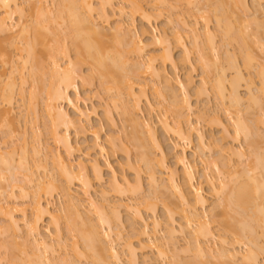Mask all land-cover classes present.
<instances>
[{"label":"bare ground","instance_id":"1","mask_svg":"<svg viewBox=\"0 0 264 264\" xmlns=\"http://www.w3.org/2000/svg\"><path fill=\"white\" fill-rule=\"evenodd\" d=\"M119 1L0 0V213L4 217V221L0 219L3 221V223L0 221L1 241L4 242L0 241V248L3 247L5 250L7 247L11 248V250L7 249V252L4 251V255L8 253V258L3 254H0V258L11 260V262L7 260L9 264H80L79 260L83 258L81 256L84 258L86 256L87 259H89L88 257L92 259V262L90 261L92 264H122L121 251L119 252L117 246L123 236L120 230L121 210L125 209L133 210L134 215L142 222L140 228L137 226L135 228L132 225L133 235L124 243L127 248L123 243L121 244L127 250L128 261L127 259L126 261L130 264L138 263L136 257L139 249L144 250L152 245L160 258L162 256L167 258L168 255L172 257L170 259V256L168 257L170 260L168 264H262L264 258L259 261L260 254L257 255V252L263 251L262 246L264 245L260 246L262 242L260 241V244L258 242L260 237L257 236V227L261 228L260 231L264 234V146L259 145L264 141V135L262 136L263 140L261 136L259 138L258 129L255 130L254 126L252 125V127L248 123L251 121V117L246 120L245 115L248 116L252 113L251 108L255 104V108L262 104L261 107H258L260 110L264 109V60L260 59L261 61L256 62L259 65L256 66L259 70H255H258L256 74L257 76L259 74L260 81L258 82L261 86L256 87L257 94H255L252 90L255 87L251 88L254 80L250 78L253 77V72L250 71L256 64L252 65L254 59L252 60V55L246 53L250 52L249 50L245 51L247 47H242L245 57L243 68L246 67L249 70L247 72L252 75H248L250 81L246 78L249 105L242 108L246 99L239 91L241 82L239 79L243 80L245 77L242 65L236 61L237 58H235L236 62L234 61V55L230 58L227 48V55H223V57L225 56L226 59L229 57V61L225 60L228 62L227 65L233 62L231 67H234L235 75H232V81L228 79L231 81L228 83L229 87L226 86L227 69L224 65H227L221 62L222 56L219 54L221 44L219 46L218 42H215L214 32L216 31L209 25L213 19L212 14H214V21L221 31L218 30V27L215 28L222 32L221 36L225 38L226 44L235 40L240 42V39H242L241 42H245L244 35L248 37L249 31H244L243 28L250 29L252 19L254 22H260L257 25L252 21L255 24V29L251 33L254 34V38L256 37L254 43L264 53V19L258 21L254 17L256 14V16L262 14L264 18L262 13L264 7L261 6V0L253 1L255 4L257 3L256 5L252 4L257 9H255L256 7L251 8L252 2L250 3L249 0H216V2L215 0H203L204 2L197 0L199 4L202 1L201 6L198 2L193 6L194 0H185L189 1V3L184 1L187 6L192 4L189 8L194 9L197 6V12L203 10L204 13V10H207L204 16L201 13L203 17L200 14L206 22L203 27H198L196 19L194 20L196 22L182 20L181 25H178L182 28L175 27L174 29L178 30L171 33L174 36L169 33L167 35V30H162L164 33L157 32L149 35L147 26H153L154 16L161 15L164 6L167 5L171 9L177 8V3L181 0H152L150 7L145 6L141 0ZM210 6L209 10L212 11V14L211 11H208ZM160 7L162 8L160 9ZM261 8L262 11H260ZM253 10H257L259 13L254 11L255 13L252 15L251 11ZM229 14L234 16L232 19L238 20H235L236 22L245 23V25L240 23L242 25L238 28L243 30L237 32L238 26L235 27L234 23L236 22L230 19L231 15L229 17ZM113 16H117L115 24L113 23L114 25L112 24L109 29H111L112 37L116 39V42H120V38L124 41L123 38H125L128 43V51L125 47L126 54L125 49H111L107 45L93 41V35H101L105 29L97 19H104L108 25ZM247 17H251L249 18L251 20ZM137 18L142 20L143 25L141 29L134 31L132 26L135 25ZM248 21L249 23H247ZM182 30L190 32L192 49H195L198 55L196 61H200L204 73H207L206 70L211 71L212 66L216 69L213 68L214 71H217L215 72L216 78L212 80L214 83L211 84L213 89L217 90L216 94L218 93L219 99L221 98L219 100L221 103L216 111L211 112L212 118L208 116L210 118L208 121L218 123L222 128V136L217 143L206 140L205 134L197 126L198 122L195 124L191 119L193 104L189 100L188 94L189 88L194 82L191 70L195 68V64L191 59L193 57L190 56L191 46L189 47V43H186ZM70 35L80 40L76 44L74 54L65 43ZM249 35L251 34L249 33ZM221 43L222 46L225 45L223 42ZM175 45L182 49L180 57L174 55ZM147 48L155 49L154 53H147ZM250 54L252 53L250 52ZM130 55H133L134 58L132 56V59ZM261 55L264 57V54ZM225 61L224 63H226ZM179 67L190 71L183 77L173 75L172 73ZM85 68L88 73H85ZM95 75L101 77V85L108 94V100L104 104L103 120L92 124L91 115L94 113V109L84 108L77 104L72 96V91L79 93L80 85L90 83ZM144 77L153 82L151 85L153 94L159 99L162 98L161 102L166 101L165 97L167 98L168 95L170 101L166 102H170L171 107L164 110L157 107V104H161V102L160 100L157 103L152 101L148 94L150 82L144 80ZM29 80H32L31 86L35 89L45 91L43 111L47 120L44 124L48 128V134H51V137L64 148L65 153L71 155L78 147V144H74L70 139L71 130L92 134L93 141L88 147L91 150L88 153V159H78L75 163L76 160L68 159L60 149L53 152L50 150L49 143L42 141L40 126L35 127L41 116L37 102L33 101L37 93L33 90L29 100L24 99L27 91L26 84ZM208 80L206 76L202 77V84L195 87L196 91L194 89L195 94L200 96L204 93L208 94ZM176 86L183 91L182 98H179L180 96L175 90L178 88ZM208 89L210 88L208 87ZM227 89L228 91H226ZM258 91L261 92V95ZM18 94L20 97L17 98ZM227 98L230 102L227 101ZM19 100H23L24 103L18 104L21 111L15 112V107H17L15 104ZM64 102L72 106L74 113H70L63 106ZM227 102L230 105H227ZM255 108L253 107V111ZM156 109L159 112V124L163 131L174 135L175 141L172 142V150L175 153V160L173 165L167 161L168 154L164 148V142L159 136L156 123L153 120L152 113ZM113 110L119 111L123 115L124 121L128 122L130 129L128 128V131L126 129V136L129 139L127 142L132 143L137 151L138 159L136 160L139 164L135 162L136 160L134 161L136 164L131 163L133 160L130 162L129 159L127 162L128 167L135 171V183L126 175L119 176L108 159L104 162L101 161V157L107 154L108 149L115 150L118 145L125 152H129L127 143H124L125 145H122L121 142L118 143L117 137L113 133L106 135L105 141L100 140L103 124L115 125ZM145 111H148V114L144 116ZM219 111L223 112L224 119L221 118L223 115L219 114ZM168 112L175 116V119L170 120ZM254 113L257 115L258 112ZM254 113H252L253 116ZM262 113L264 112L262 111ZM262 113L260 112V115ZM260 115L254 116L255 118L252 116L254 118L252 119L258 121ZM203 116H206L205 112H201L198 117L202 120ZM226 118V121L231 122L234 126L232 132L225 122ZM249 119L250 121H248ZM261 120L258 123H264V116ZM29 124L33 126L31 134L28 131ZM194 133L199 142V158L205 165L210 163L208 160L210 156H207L206 153L207 149L212 145H217V155H214L210 164L216 167L215 170L218 173L206 175V181L214 193L213 197L215 194L218 195L217 199L215 197L217 201L214 199L215 203H209L208 196L203 193L202 186L194 183L193 170L187 160L185 148L180 144V142L190 140ZM229 138L235 142L240 141L241 145L243 141H246L248 150L251 152H249L250 155L243 150V145L230 144L227 141ZM242 139L243 141H241ZM50 162L59 171L57 175L59 173L60 178L51 175V170L48 169ZM140 162L144 164V167ZM34 167L43 170L44 175H36ZM52 167L54 168V166ZM105 167L111 173V190L121 194L120 196L130 193L132 197L139 196L145 190L142 191V175H140L144 168L152 191L149 189L147 197L144 193L136 205L142 203L140 207L144 206V210L150 213L156 211L158 201H163L161 205L163 204L162 208L166 218L164 228H160L161 220L155 216L156 212L148 215L152 218L153 228H150V222L142 212L143 208L140 209L133 204L134 202L121 200L114 204L109 201L97 204L91 194V189L94 180L99 182L104 180ZM219 174H221V178L224 174L226 175L223 176L224 179L227 176L230 179L228 177V180L221 179ZM239 178L242 180L238 181ZM74 182H77L85 193L83 200L89 205L88 214H91L90 216L87 213L85 215V210L81 209L83 200L71 192L69 184ZM56 190H59L61 196L64 197L65 205L55 211L52 208L51 199L54 196L53 191ZM220 193L224 195L221 196ZM103 195H106V190L103 191ZM172 197H176V200ZM155 200H157V204ZM214 211L217 212V216L218 213L222 216V220L220 218L221 226L224 225L222 228L227 235L232 234L230 235L232 241L226 238V234L217 235L213 231L214 229L210 226V215ZM92 212H95L93 214H95L96 220L91 217ZM62 217L67 220L68 229L72 230L69 231L75 232L73 237L75 239L72 238L71 242L72 252H74L72 254L74 257L70 256L71 260L66 256L69 255L68 251L63 254L66 250H62L67 246H65V236L61 230ZM117 222L120 224L118 225ZM180 232H186L191 239H187L188 244L186 243L185 248L190 252L191 248L194 249V255H191L192 259L187 257L188 259L184 260L182 257L183 260H180L181 252L179 253L178 250L180 247L177 248L176 239H174ZM259 234L261 235V233ZM76 236L83 242V248L80 247V241ZM133 237L136 239L133 240ZM216 237L220 238L221 245L219 247H213L209 242L212 239L214 241ZM8 239L10 241L7 244ZM243 239L249 240V242L244 240L245 249L238 247ZM16 244L21 247L14 248L17 247ZM190 244L192 245L190 246ZM254 247L259 250L256 251ZM181 249L183 250V248ZM17 251L19 253L21 251L20 255L16 254ZM260 253L262 252L260 251ZM9 256L13 259H10ZM162 264H164L163 261Z\"/></svg>","mask_w":264,"mask_h":264},{"label":"rangeland","instance_id":"2","mask_svg":"<svg viewBox=\"0 0 264 264\" xmlns=\"http://www.w3.org/2000/svg\"><path fill=\"white\" fill-rule=\"evenodd\" d=\"M24 1V0H23ZM117 2L119 1V0H116ZM185 0H181L180 2H178L177 3V8H168V6L166 5V6H164V7H167V8H164L163 6V8L162 7H160V9L162 8V10L163 11H161L162 13H161V15H159V16H154V18H153V26H150V25H148L147 26V29H148V34L149 35H153L154 33H157V32H160V33H164V32H162V30H167V35H173V34H171V33H174L175 32V30H178V29H181L182 27L181 26H179L178 27V25L180 24L181 25V23H182V20H187L188 22H198V24L197 25H199L198 27H203L204 25H205V22L206 21H204L205 20V18L203 19L202 17L205 15V11H207V10H204V13L202 12V11H199V12H197L196 11V8H197V10H198V7L197 6H195L196 8H189L190 7V5L192 6V4H190V5H188L187 6V4H185V2H188L189 3V1H185ZM195 2H193V6H194V3L196 4V2H198L197 0H194ZM203 1V0H202ZM202 1H200V4L202 3ZM250 1V3H251V5L253 4H255L253 1L254 0H249ZM259 1V0H258ZM263 1L264 0H261L260 1V3H262L261 4V6L262 7H264V3H263ZM120 2V1H119ZM141 2L145 5V6H147V7H150L151 5H152V0H141ZM174 2V1H173ZM204 2V1H203ZM215 2H216V0H215ZM198 4H199V2H198ZM199 4V5H200ZM257 4V3H256ZM255 4V5H256ZM197 5V4H196ZM253 5H252V9L253 8H255L256 6H254L253 7ZM188 7V9H190V10H188L187 9V7ZM201 6V5H200ZM199 6V7H200ZM258 6V5H257ZM214 7V6H213ZM259 7V6H258ZM201 8V7H200ZM187 9V10H186ZM209 9H211V6L208 8V11H211V10H209ZM255 9H257V7L255 8ZM264 9V8H263ZM183 10V11H182ZM199 10H201V9H199ZM213 10V9H212ZM255 10H253V11H251V14H252V12H253V14L252 15H254V13L257 11H255ZM260 11H262V8L260 9ZM183 12V13H182ZM203 14V16H202V14ZM206 13H208V12H206ZM211 14H212V11L210 12ZM214 13V12H213ZM256 13H259V11H257ZM263 14H264V10H263V12H262ZM200 14H201V16H200ZM209 14V13H208ZM207 14V15H208ZM206 15V16H207ZM210 15V14H209ZM214 14H212V20L209 22V25H210V27H212L211 29H213L214 31H216V32H214L215 33V35H216V37H215V42H218V45L220 46V44H221V47H219V54H220V56H222L221 57V59L223 60V58H224V60L222 61L221 60V62H223V64H226L227 65V61H225V60H228L229 59V57H227L228 59H226V57L224 56L223 57V55H227V53H226V49L228 48V50H229V56H230V58L234 55V61H235V58H237L236 59V61L237 62H239L238 64L239 65H242L241 66V68H243V62H244V50H243V52H242V47H247V49H245V51L246 50H249L252 54H250V52H246L248 55H252L251 56V58H252V60H253V64L252 65H255L253 68H251L252 70L250 71V72H253L252 74H253V77H250L251 79L253 78V80H254V84L253 85H251V88L252 87H255V88H252V90H253V92H255V94H257V90H255L256 89V87L258 88V87H260L261 85H260V82H258V81H260L259 79V74H258V76H257V74L256 73H258V70H259V68L258 67H256L257 65H258V63H256V62H258L260 59L263 61L264 60V57H263V55H261V54H264V53H262L263 51H261V49L258 47V45H256L255 43H254V39L256 38H254V34L252 35V33L251 32H253V29H255L254 27H255V24H253L252 23V21L254 22V20L252 19V21H250V24L252 25H250V29L247 27V28H243V29H245L244 31H246L247 30V32H248V37L246 36V35H244V37H245V42H241V40L242 39H240V42H236V40L235 41H232V42H227L228 43V45H227V43L225 44V38L223 37V36H221V35H223L222 34V32H219V31H221L220 29H219V27L217 26V24L215 23V21H214V19H215V17L213 16ZM230 15H231V17H230ZM252 15H250V16H252ZM257 15V14H256ZM254 16L256 19L255 20H263L264 18L262 17V14H258V16ZM211 16V15H210ZM117 16H113V17H111V21L109 22V24L107 25L106 23V21L104 20V19H100V18H98L97 20H98V22L100 23V25L101 26H103V27H105V29H104V33L103 34H101V35H93V41H95V42H97V43H102V44H104V45H107V46H109L111 49H114V48H118V49H121V50H123V49H125V47H126V49H127V51H128V43L125 41V38H123L124 39V41L120 38V40L122 41V43H121V41L120 42H116L115 40L116 39H114L113 37H112V34H111V29H109V27L111 28V26H112V24L114 23L115 24V18H116ZM229 17H230V19L231 20H233L234 22H236V21H238V20H236V19H232V18H234V16L232 17V14H229ZM262 17V18H261ZM172 19V20H170V19ZM248 18V17H247ZM249 18H251V17H249ZM248 18V19H249ZM252 18H253V16H252ZM196 19V21H194ZM198 19V20H197ZM169 20V21H168ZM236 20V21H235ZM249 20H251V19H249ZM170 21H172L171 23H170ZM241 21V20H240ZM204 22V23H203ZM256 22V21H255ZM254 22V23H255ZM233 23V22H232ZM240 23H242V24H244L245 25V23H243V22H240ZM240 23H238V22H236V23H234V25H235V27H236V25L238 26L237 27V29L238 28H240V26L242 25V24H240ZM247 23H249V21L247 22ZM246 23V24H247ZM257 23V25H259V23L260 22H256ZM103 24V25H102ZM113 24V25H114ZM142 25H143V23H142V20L140 19V18H137V19H135V25H133L132 26V29L135 31V30H139V29H141L142 28ZM212 25V26H211ZM154 26H155V28H154ZM247 26V25H246ZM175 27H178V29L176 28V29H174ZM181 27V28H180ZM215 27H218V30H217V28H215ZM245 27V26H244ZM257 27V26H256ZM235 29V28H234ZM243 29H241V30H243ZM132 30V31H133ZM202 30V29H201ZM240 29H238V31L235 29V31H237V32H239V31H241ZM257 30V29H256ZM256 30H254V32H256ZM184 30H182V33H183V36H184V38H185V41H186V43L188 44L189 43V47H190V49L192 50L191 51V54H190V56L191 57H193V58H191V59H193L192 61L194 62V64H195V68H193L192 70H191V77L193 78V84H191V86H190V88H189V94H188V98H189V100L192 102V104H193V112H192V114H191V119L193 120V122L196 124L197 122V126H199V128H201V130L203 131V133L205 134V136H206V140H211V141H214V142H218L220 139H221V136H222V128H221V126L218 124V123H214V122H210V120L208 121V119H210L208 116H212L213 114L211 113V112H213L214 110L216 111V109L217 108H219V104L221 103V102H219V100H221V98L219 99V95H218V93L216 94V91L213 89V83H214V81H212L213 80V78L215 79L216 78V76H215V72H217V71H214V67L212 66L211 68V71L209 70H206L207 71V73L205 72L204 73V71H203V67H202V64L200 63V61L198 60V61H196V59H198V55H197V51H195V49L193 50L192 49V45H191V43H192V39H191V37H190V32L189 31H184ZM202 32H203V30H202ZM243 32V31H242ZM241 32V33H242ZM169 33V34H168ZM240 33V34H241ZM249 33L251 34V35H249ZM243 35V34H242ZM174 36V35H173ZM173 36H170V37H173ZM223 37V38H222ZM183 38V39H184ZM223 39V41H222V39ZM128 39V38H127ZM74 41V42H73ZM80 40L79 39H75V38H73L71 35L69 36V37H67V39H66V41H65V43H66V45H67V47H69L70 48V50L72 51V53L74 54V49H75V47H76V44L79 42ZM127 41H129V40H127ZM220 41V42H219ZM229 41V40H228ZM246 41H247V44H245L246 43ZM73 42V43H72ZM221 42H223V44H225V45H223L222 46V43ZM230 43V44H229ZM240 43H241V45H240ZM126 45V46H125ZM247 45V46H246ZM193 48H194V46H193ZM126 49L124 50V52L126 51ZM228 50H227V52H228ZM147 53H151V54H153L154 53V51H155V49H153V48H147ZM127 52H125V54H126ZM225 53V54H224ZM182 54V49H181V47L180 46H174V55L176 56V57H180V55ZM247 54H245L246 56H247ZM254 54V55H253ZM261 56H260V55ZM236 55V56H235ZM131 56V58H132V56L133 55H130ZM214 56V55H213ZM255 58H254V57ZM197 57V58H196ZM263 57V58H262ZM133 58H134V56H133ZM132 58V59H133ZM136 59V58H135ZM260 60V61H261ZM133 61V60H132ZM224 61L226 62V63H224ZM229 61V60H228ZM235 61V62H236ZM230 62H231V60H230ZM234 62V63H235ZM264 62V61H263ZM233 63V62H232ZM232 63H230V64H228V65H230V66H225L224 65V67H226L225 69H227V71H226V81H225V83H227L226 84V86H228L229 87V85L230 84H228L229 82H231L232 80H231V78L233 77L232 75L234 74L235 75V71H234V67L232 68L231 67V65H232ZM233 66V65H232ZM259 66V65H258ZM214 68V69H213ZM86 69V71H85V73H88V71H87V68H85ZM255 69H258V70H255ZM216 70V69H215ZM243 70V73H245L244 75H245V77H244V75H243V80H242V78H240L239 80L241 81L239 84V91L242 93L241 95H243V98L245 99V97H246V99H247V97H248V93H249V91H248V87H247V82L248 81H250L251 79L249 78V76H252V75H250L251 73H248L249 72V70L245 67V68H243L242 69ZM190 70H188V69H186V68H183V67H179L178 68V70H176L175 72H173L172 74L173 75H180L181 77H183L184 75H185V73H187V72H189ZM248 71V72H247ZM234 72V73H233ZM248 73V74H247ZM247 75V76H246ZM249 75V76H248ZM206 76V78H207V80L209 79V80H211V81H209L208 80V85L206 84V87L208 86L210 89H208V87H207V90H209L208 91V94L207 93H204L203 95H198V94H195V91H196V89H195V87L197 86L198 87V85L199 84H202L201 83V79H202V77H205ZM215 76V77H214ZM229 76V77H228ZM235 77V76H234ZM246 78H247V80H248V78L250 79V80H246ZM228 79H230L231 81H229ZM144 80H148V82H150V80L148 79V78H146V77H144ZM239 80H238V82H239ZM237 82V83H238ZM210 83V84H209ZM212 83V84H211ZM33 84V82H32V80H29L28 81V83L26 84V88H27V91H26V93H25V97H24V99H27V100H29V98H30V96L32 95V91L34 90L37 94H36V98H35V100H33L34 102L36 101L37 102V108H39L40 109V114H41V116H40V118H39V120H38V122H36L37 123V125L35 126V124H32V125H34L35 127H38V126H40V129H41V137H42V141H44V142H47V143H49L48 145H49V147H50V150H53V152H54V150H56V149H60V151L68 158V159H74V160H76V162L75 163H77V160L78 159H84V160H86V159H88L89 158V156H88V153L91 151L88 147L92 144V141H93V136H92V134L90 133V132H87V133H79V132H76V131H74V130H71L70 131V139L72 140V142L74 143V144H78V147L74 150V152H73V154H71V155H68L67 153H65V151H64V148L61 146V145H59L52 137H51V134L49 135L48 133H49V131H48V128H47V126L44 124V122L47 120V117H46V115H45V112L43 111V109H44V101H45V96H46V94H45V91L44 90H42V89H35V87H33V86H31ZM153 84V82H150V84L148 85L149 87H148V94L150 95V98L152 99V101H154L155 103H157V101H159L160 100V102H161V100H163L162 98L161 99H159V98H157L154 94H153V90H152V88H151V85ZM249 84V83H248ZM200 86V85H199ZM211 86V87H210ZM176 87H178V86H176ZM180 87H178V88H175V90H176V92H177V94H179L178 96H180L179 98H182L183 97V95H184V93H182L183 91H181L180 89H179ZM213 90H212V89ZM194 89H195V91H194ZM229 89V88H228ZM228 89L226 90V91H228ZM179 92V93H178ZM258 93L260 94L261 92H259L258 91ZM205 94H207V95H205ZM228 94V93H227ZM258 94V95H259ZM198 95V96H197ZM261 95V94H260ZM72 96H73V98H74V100H75V102L77 103V104H79L80 106H82V107H84V108H93L94 109V113L91 115V123L92 124H97L99 121H102L103 120V118H102V116H103V109H104V104H105V102H107V100H108V94H107V92L104 90V88H103V86L101 85V77L100 76H98V75H95V77H94V79H93V81H91L90 83H86V84H84V85H80V88H79V93H74L73 91H72ZM200 96V97H199ZM245 96V97H244ZM18 97H20V94H18L17 95V98ZM185 97V96H184ZM228 99V98H227ZM244 100V104H242V105H244V107L242 106V108H245L247 105H249V102H247V101H249L248 99L247 100ZM165 100L166 101H168L169 100V98H168V95H167V98L165 97ZM166 101H162L161 102V104H157V107L158 108H161V110H164L165 108H168L170 105V102L168 103V102H166ZM170 101V100H169ZM227 101H229V99L227 100ZM164 102V103H163ZM230 102V101H229ZM229 102H227V105H230V103ZM21 103H24V101L23 100H19L16 104H15V106H17V107H15V109L16 110H14L15 112H20L21 111V108H19L18 107V104H21ZM163 103V104H162ZM161 105V106H160ZM246 105V106H245ZM256 105V104H255ZM253 106L254 108L256 107V106ZM262 105V104H261ZM261 105L259 106V105H257V108H255V109H257V110H255L254 109V111H253V107L251 108L252 109V113H254L255 111H256V113H257V115H255V113H254V116H258V115H260V112L262 113V111L264 112V109H262L261 108V110H260V108L259 107H261ZM63 106L70 112V113H74V109L72 108V106L71 105H69L68 103H63ZM259 106V107H258ZM171 107V106H170ZM264 107V106H263ZM18 108V109H17ZM157 108V109H158ZM259 108V109H258ZM154 110L153 111V113H152V115H153V120L155 121V123H156V126H157V131H158V134H159V136L162 138V140H163V142H164V148H165V150H166V152H167V154H168V156H167V161L171 164L172 163V165L174 164V160H175V158H174V150H172V142L173 141H175L174 140V135H171V134H168V133H165L164 131H163V129L161 128V126H160V124H159V119H160V116H159V112H158V110ZM20 110V111H19ZM201 112H205L206 113V116L204 117H202V120H200L199 119V114L201 113ZM252 113H250V114H248V116H247V114L245 115V118H246V120H247V118L248 117H251L250 119H251V121H250V119L248 120V121H250V122H248V123H250V125L252 126H254V129L255 130H257L259 133H260V135H259V138H260V136H261V138H262V136L264 135V123H262V122H260V123H258V121L259 120H261V119H263V116H264V113H262L261 115H260V117H259V120L257 121V119H255V120H253L255 117L253 116V114ZM113 114H114V118H115V120H116V122H115V125L114 126H108L107 124H103V128H102V130H101V137H100V140H102V141H105L106 140V135H108V134H114L116 137H117V141H118V143L119 142H121L122 143V145L125 143H127V147H129L128 149V153L127 152H125L123 149H122V147L120 146L119 147V145H118V148L117 147H115L116 149L115 150H112V149H108V151H107V154H105V156H102L101 157V161L102 162H104L106 159H108L110 162H111V164L113 165V167H114V169L116 170V172H117V174L119 175V176H122V175H126L127 176V178H129L131 181H133L134 182V180L136 179V174H135V171H134V169H132V168H129L128 167V165H127V162H128V159L130 160V162H131V160H133L131 163H133L136 159H138V155L136 156V149H135V147H134V145L132 144V143H130V142H127V134H126V132L128 131V128H129V126H128V122L126 123L125 121H124V117H123V115L122 114H120L119 113V111H116V110H113ZM148 114V111H145V114H144V116L145 115H147ZM210 114V115H209ZM212 114V115H211ZM219 114H221V115H223V112L221 111H219ZM220 115V116H221ZM168 116H169V119L170 120H173V119H175L174 117L175 116H173L170 112H168ZM247 116V117H246ZM254 118H253V117ZM198 117V118H197ZM207 117V118H206ZM226 117V116H225ZM212 118V117H211ZM222 119H224V115L221 117ZM253 118V119H252ZM205 119H207V120H205ZM199 120V121H198ZM227 120V118L225 119V122L228 124V126H229V130L232 132L233 131V128H234V126L231 124V122H227L226 121ZM254 121H256V122H254ZM262 121V120H261ZM264 122V121H263ZM252 123V124H251ZM29 126V129H28V131H29V133L30 132H32V128H33V126H31V124H29L28 125ZM31 126V127H30ZM252 126V127H253ZM257 128V129H256ZM126 129H127V131H126ZM130 129V128H129ZM31 134V133H30ZM263 138H264V136H263ZM263 138H262V140H263ZM244 139V138H243ZM243 139L241 140V141H243ZM257 140H258V138H256ZM129 140V139H128ZM226 141V140H225ZM227 141L228 142H230V144L232 143V144H235V146H240L241 145V142L240 141H232V138H229V140L227 139ZM246 141H243L242 142V145H243V150L244 151H246V153H248L249 154V152H250V150H248L249 149V147L247 146V143H245ZM258 142V141H257ZM259 142H260V140H259ZM258 142V143H259ZM18 143L20 144V142L18 141ZM129 143V144H128ZM124 144V145H125ZM132 144V145H131ZM180 144L185 148V154H186V157H187V160H188V162H189V164L191 165V168H192V170H193V173H194V183L195 184H200L201 186H202V188H203V193L204 194H206V196H208V199H209V203H211V202H214L215 203V201H214V199H215V197L216 196H218V195H216L215 194V197H213L214 196V193H213V191H211L212 189L210 188V185L207 183V181H206V175H209V174H211V175H215V174H217L218 173V171L216 172V170H215V168L216 167H213L212 166V164H210L211 163V159H213L214 158V155H217V145H212L210 148H211V150H210V148H208L207 149V151H206V153H207V156H210V158L208 159L209 160V162L210 163H208L207 165H205L204 163H202V161H201V159L199 158V155H200V151H199V142H198V139H197V135L194 133V134H192V136L190 137V140H188V141H186V142H180ZM240 144V145H239ZM241 145V146H242ZM259 145H261V146H264V141H262V143L261 144H259ZM258 146V145H257ZM260 146V148H262ZM125 147V146H124ZM259 147V146H258ZM198 151H199V153H198ZM263 151H264V149H263ZM251 153V152H250ZM31 154H33V153H31ZM250 155V154H249ZM32 156V155H31ZM51 156V155H50ZM216 158H217V156H216ZM30 159H32V157H30ZM136 163H138L137 162V160L135 161ZM133 163V164H136V163ZM213 163V162H212ZM139 164V163H138ZM140 164L142 165V167H144V164L142 163V162H140ZM52 166H54V168L52 167ZM53 168V169H52ZM48 169H49V171L52 173L51 175H56L55 177H59L60 178V176H59V173H58V175H57V172H59L58 170H57V168L55 167V165H53L51 162H50V164H48ZM34 170H35V173H36V175L37 174H39V175H44V173H43V170H40V169H37V168H35L34 167ZM55 170V171H54ZM143 171V172H142ZM142 171H141V174L140 175H142V177H141V181H142V193H140L139 194V196H137L136 195V197L134 196V197H132V195L130 194V193H125L124 194V196L122 195V196H120L117 192H115V191H113V190H111L112 188H111V186H110V178H111V173H110V170H108L106 167L104 168V180L102 181V182H99V181H97V180H94V185H93V187H92V189H91V194H92V196L94 197V199L96 200V202H97V204H102L103 202H105V203H107V201H109L110 203H112V204H114L115 202H117V201H121V200H124V201H128V202H130L131 201V203H133V204H135L136 205V202L138 201H140L141 199V197H142V195H144V193H145V195H146V197L149 195V189H151L150 188V184H148V177H147V175L145 174L146 172H144L145 170H144V168H142ZM49 172V173H50ZM91 172V171H90ZM38 175V176H39ZM221 174H219L218 176L221 178V176H220ZM217 176V175H216ZM223 176H226V175H224L223 174ZM222 176V178L224 179V177ZM228 177V176H227ZM227 177L224 179V180H228L227 179ZM241 177V176H240ZM221 178V179H222ZM229 178V177H228ZM242 178H243V176H242ZM230 179V178H229ZM240 180H242V179H240L239 178V180L238 181H240ZM136 181V180H135ZM218 182V181H217ZM135 183V182H134ZM64 184H65V182H64ZM69 186L71 187V192H73L75 195H78V197L79 198H81L82 200H83V198L85 197V193L83 192V190L79 187V184L77 183V182H74V183H72V184H69ZM211 189V190H210ZM104 190H106V195H103V191ZM151 191H152V189H151ZM150 191V192H151ZM54 193V196H53V198L51 199V202H52V208L53 209H55V211H56V209H59L61 206H63V205H65V201H64V197L63 196H61V193H59V190H56V191H53ZM152 193V192H151ZM150 193V194H151ZM221 194V193H220ZM153 195V194H152ZM224 194H221V196H223ZM163 196V195H162ZM137 198V199H136ZM161 198H163V197H161ZM173 198V197H172ZM176 197H174L173 199H175ZM218 197H216V199H217ZM143 199V198H142ZM145 199V198H144ZM215 199V200H216ZM154 200V199H153ZM162 200V199H161ZM176 200V199H175ZM178 200V199H177ZM213 200V201H212ZM144 201V200H143ZM157 200H155V202H156ZM217 201V200H216ZM153 202V201H152ZM163 202V201H162ZM161 201H158V205L156 206L157 208H156V211H152L154 214H155V212H156V214H155V216H158L159 217V219L161 220V226H160V228H164L165 227V224H166V218H165V215H164V209L162 208L163 206V204L161 205V203H162ZM83 205V208H81L83 211L85 210V215H87L88 213H89V205H88V203L85 201V200H83L82 202H81ZM178 203V202H177ZM138 204V203H137ZM156 204H157V202H156ZM142 205V203L140 204V205H136V206H138L140 209H142V212L145 214V216L148 218V221L150 222V228H153V225H152V218L151 217H149L148 215L149 214H152V212H146V210H144L145 209V207L144 206H142V208L140 207ZM135 207V206H134ZM63 208V207H62ZM91 208V207H90ZM210 208V207H209ZM122 209V208H121ZM92 210V209H91ZM108 210H109V207H108ZM62 212V211H61ZM91 212V211H90ZM110 212V211H109ZM134 211L132 210H125V209H122L121 210V224L120 223H118V225L120 224V230H121V232H122V234H123V236L121 237L122 239L121 240H119V247L117 246V248L119 249V252H120V254H121V258L123 259L122 260V264H130L129 262H127L128 261V253H126L127 252V250H125L127 247H126V245L124 244L132 235H133V227H132V225L133 226H135V228H136V226L138 227V228H140L141 227V225H142V222L137 218V216L136 215H134V213H133ZM59 213V212H58ZM63 213H64V211H63ZM83 213V212H82ZM87 213V214H86ZM93 213H95V212H92V216L91 217H94V215L95 214H93ZM214 213H215V211H214ZM213 212L211 213V215H210V217H211V223H210V226L212 227V229H214L213 231L215 232V234H217V235H225L226 234V238L227 239H229V240H231L232 238H231V236L230 235H232L230 232H228V233H230V234H228L227 235V233H225L223 230V228L222 227H224V225L222 224V226H221V220H222V216H220L219 215V213H218V216H217V212L215 213L216 214V216H214L215 214H214ZM1 214V213H0ZM65 215H66V213H64ZM62 215V214H61ZM64 215V216H65ZM91 214H88V216H90ZM3 215L1 214L0 215V219L1 220H3V218L4 217H2ZM63 216V215H62ZM67 216V215H66ZM65 216V217H66ZM2 217V218H1ZM65 217H62L63 219H62V221H61V226H62V233H63V236H65L64 238H65V246H66V248L65 249H62L63 251L64 250H66V251H64V253H63V251L61 250V252L63 253V254H66V252H67V254H69V255H66L67 257H69V260H71L72 259V257H74V255H72L74 252H72V250H73V248H72V246H71V242H72V240L73 239H75V238H73L74 237V235H75V232L73 233H71L70 231H72V230H70V229H68V226H67V220L65 219ZM86 217V216H85ZM91 217H89V218H91ZM96 217V216H95ZM94 217V219L93 218H91V219H93V220H96V218ZM178 217V216H177ZM209 217V218H210ZM67 218V217H66ZM220 218H221V220H220ZM0 220V221H1ZM210 220V219H209ZM4 221V220H3ZM3 221H1L2 223H3ZM0 222V223H1ZM223 223V222H222ZM70 228V227H69ZM53 229V228H52ZM70 230V231H69ZM158 230H159V227H158ZM257 236H259L260 238L258 239V242H259V244H260V246L261 245H264V234H262V232L260 231L261 230V228H259V227H257ZM260 231V232H259ZM53 232H54V230H53ZM223 232V233H222ZM188 233V232H187ZM259 233H261V235H263V236H261ZM189 234V233H188ZM73 235V236H72ZM67 237V238H66ZM77 237V236H76ZM114 237H115V235H114ZM2 238L4 239V237L2 236ZM73 238V239H72ZM78 238V237H77ZM124 238V239H123ZM190 237H189V235H187L186 234V232H184V233H177V235L175 236V238L174 239H176V245H177V248H183V250L181 251L180 250V248L178 249L179 250V253H180V255H179V257H180V260L182 259V257L184 258V260H185V258H190V259H192L191 258V255L193 256L194 255V252H193V250L194 249H192L190 246L192 245V244H190V246H188V248L190 247L191 248V252L190 251H188V250H186V246H187V239L188 240H191V239H189ZM19 239V238H18ZM24 239V238H23ZM79 239V244H80V247L81 248H83V242H81V239L80 238H78ZM78 239H76V240H78ZM126 239V240H125ZM133 240H135L136 238L135 237H133L132 238ZM220 239V238H219ZM218 239V237H216V239L214 240V241H209L210 242V244H212L211 246H216V247H219V245H221L220 244V240ZM247 239V238H246ZM246 239H243L242 241V245L241 244H238V247L239 248H244L245 249V246H244V243H245V241H246ZM262 239V240H261ZM19 240H21V238L19 239ZM18 240V241H19ZM123 240H125V241H123ZM245 240V241H244ZM0 241H1V233H0ZM3 241H5V240H3ZM8 241H10L9 239L7 240V244L9 243ZM120 241H121V243H120ZM187 241V242H186ZM232 241V240H231ZM248 242H249V240H247ZM246 241V242H247ZM261 241V242H260ZM2 242V241H1ZM20 242V241H19ZM208 242V243H209ZM213 242V243H212ZM2 243H4V242H2ZM1 243V244H2ZM21 243V242H20ZM124 244V246L126 247L125 249H124V247H123V245H121V244ZM187 243V244H186ZM7 244H6V246H7ZM15 244V243H14ZM215 244V245H214ZM4 245V244H3ZM12 245H13V243H12ZM17 245V244H16ZM15 245V246H16ZM8 246H11V245H8ZM14 246V245H13ZM13 246H11V247H13ZM258 246V245H257ZM1 247V246H0ZM21 247V245L18 247V245H17V247H14V248H20ZM215 247V248H216ZM10 247H7V249H9ZM13 248V249H14ZM254 248H256V247H254ZM262 248H264V246H262ZM3 249V250H2ZM7 249L5 250L3 247L2 248H0V254H3L4 255V251H6L7 252ZM16 249V250H17ZM10 250H11V248H10ZM20 250V249H19ZM256 251H258L259 249H255ZM3 251V252H2ZM260 251L262 252V253H260ZM2 252V253H1ZM122 252H125L126 253V255H125V253H122ZM172 252V251H171ZM178 252V251H177ZM264 250L262 251V250H259V252H257V255H259L260 254V256H258L259 257V261H261L260 259H262V258H264ZM11 253V252H10ZM20 253H21V251H20ZM20 253L17 251L16 252V254H19L20 255ZM259 253V254H258ZM12 254V257H13V255H14V251H13V253H11ZM23 255H24V253H22ZM123 254V255H122ZM158 254V252L156 251V249H154L153 248V245H152V247H147V248H145L144 250H138V253H137V261L136 262H138V263H136V264H162V261H163V263L164 264H166V262H167V264L169 263V259L170 258H172L170 255H168V257H169V259H168V257L166 258V257H164V256H162L161 258H160V256H159V254ZM168 254H170V253H168ZM172 254V256H173V252L171 253ZM4 256H7V258H8V253H6ZM70 256H72L71 258H70ZM127 256V257H126ZM11 257V258H12ZM15 257V256H14ZM19 257V256H18ZM18 257H16L17 259H18ZM83 257V258H82ZM176 257V256H175ZM5 258V257H4ZM9 258H10V256H9ZM10 258V259H11ZM80 258V257H79ZM81 258L82 259H78L79 260V262H81L80 264H82V262H83V264H92L91 262H92V259H90V257H88L89 259H87L86 258V256H85V258H84V256H81ZM163 258H165V259H163ZM177 258H178V256H177ZM187 258V259H188ZM13 259V258H12ZM75 259V258H74ZM73 259V260H74ZM85 259H87V260H85ZM126 259H127V261H126ZM163 259V260H162ZM168 259V260H167ZM7 260L8 259H6L5 258V260L4 259H2V258H0V264H7L8 262H7ZM15 261H17L16 259H14ZM13 260V261H14ZM19 260V259H18ZM56 260V259H55ZM54 260V261H55ZM173 260V259H172ZM183 260V259H182ZM5 261V262H4ZM8 261H10L11 262V260H8ZM14 261V262H15ZM91 261V262H90ZM264 261V259L262 260V262ZM78 262V263H79ZM90 262V263H89ZM9 264V263H8ZM262 264H264V262L262 263Z\"/></svg>","mask_w":264,"mask_h":264}]
</instances>
